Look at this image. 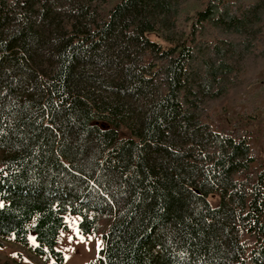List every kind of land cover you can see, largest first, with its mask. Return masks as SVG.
Wrapping results in <instances>:
<instances>
[{"label": "trees", "instance_id": "obj_1", "mask_svg": "<svg viewBox=\"0 0 264 264\" xmlns=\"http://www.w3.org/2000/svg\"><path fill=\"white\" fill-rule=\"evenodd\" d=\"M67 214L97 264H264V0H0V243L62 264Z\"/></svg>", "mask_w": 264, "mask_h": 264}, {"label": "rangeland", "instance_id": "obj_2", "mask_svg": "<svg viewBox=\"0 0 264 264\" xmlns=\"http://www.w3.org/2000/svg\"><path fill=\"white\" fill-rule=\"evenodd\" d=\"M101 126H106L104 122ZM121 135H130L129 131L120 128ZM260 137L254 136L251 143L254 148L260 147ZM66 220L68 228L61 232L58 248L64 253V262L62 264H97L99 250L102 245L101 237L97 234H84L80 227V216L77 214H67ZM71 237V239H69ZM30 244H37L36 233L31 230L29 234ZM0 258L12 259L18 264H53L54 258L47 256H36L30 248L22 247L13 239H4L0 243Z\"/></svg>", "mask_w": 264, "mask_h": 264}, {"label": "snow or ice", "instance_id": "obj_3", "mask_svg": "<svg viewBox=\"0 0 264 264\" xmlns=\"http://www.w3.org/2000/svg\"><path fill=\"white\" fill-rule=\"evenodd\" d=\"M69 239H71V237H69Z\"/></svg>", "mask_w": 264, "mask_h": 264}]
</instances>
